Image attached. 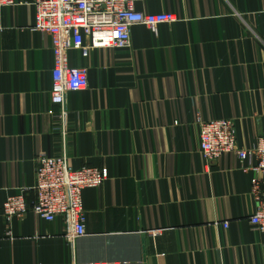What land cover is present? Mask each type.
Returning a JSON list of instances; mask_svg holds the SVG:
<instances>
[{"label":"crops","instance_id":"obj_1","mask_svg":"<svg viewBox=\"0 0 264 264\" xmlns=\"http://www.w3.org/2000/svg\"><path fill=\"white\" fill-rule=\"evenodd\" d=\"M32 4L0 8V264H264V235L249 223L252 179H264L255 159L206 163L198 128L231 120L244 149L264 132V0L135 1L178 20L156 32L133 24L126 48L69 49L88 85L62 108L50 101L51 39L32 29ZM61 110L63 121L49 114ZM41 151L107 169L81 192L86 234L73 241L60 217L28 211L7 224L1 214L19 189L35 200Z\"/></svg>","mask_w":264,"mask_h":264},{"label":"built area","instance_id":"obj_2","mask_svg":"<svg viewBox=\"0 0 264 264\" xmlns=\"http://www.w3.org/2000/svg\"><path fill=\"white\" fill-rule=\"evenodd\" d=\"M137 0H33L34 24L32 29L45 33L51 39L53 53L50 101L53 105L65 103L67 92L83 90L87 87V72L84 68L68 65L69 49H78L86 55L89 48H126L130 46V30L133 24H142L156 32L159 25L172 23L178 17L171 12L145 13L137 11ZM16 0H0V8L14 6ZM85 36L90 37L89 45H84ZM64 110L60 113L49 111L53 119L64 120ZM200 156L206 163L219 156L231 153L242 160L255 159L252 168L264 178V132L257 144L248 149L236 143L233 123L228 119L198 120ZM34 184L31 190L35 200L26 198L28 188L19 189L4 201L1 214L6 223L13 218H22L27 212L40 219L53 221L61 218L66 228V240L86 234V214L82 208V190L98 187L108 176L106 168L84 165L78 169L67 164L65 155L50 156L41 151L34 160ZM251 195L256 210L249 217L251 229L264 235V179L253 178ZM228 223H225V227ZM10 234L9 231H7ZM156 231L152 234H158Z\"/></svg>","mask_w":264,"mask_h":264}]
</instances>
